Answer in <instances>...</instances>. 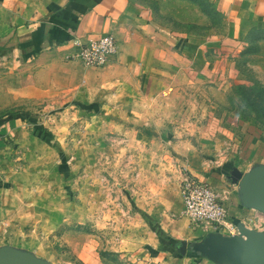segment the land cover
<instances>
[{"label":"rangeland","instance_id":"1","mask_svg":"<svg viewBox=\"0 0 264 264\" xmlns=\"http://www.w3.org/2000/svg\"><path fill=\"white\" fill-rule=\"evenodd\" d=\"M130 3L143 15L109 33L101 68L0 62V264L236 263L180 187L218 193L201 175L234 179L238 144L264 139L245 98L264 87V29L231 41L209 0Z\"/></svg>","mask_w":264,"mask_h":264},{"label":"crops","instance_id":"2","mask_svg":"<svg viewBox=\"0 0 264 264\" xmlns=\"http://www.w3.org/2000/svg\"><path fill=\"white\" fill-rule=\"evenodd\" d=\"M209 1L227 18L231 41L264 29V0ZM141 15L130 0H0V62L10 65L48 54L65 57L74 52L75 42L119 32L139 22ZM235 164L241 174L233 172L234 179H226L228 172L200 177L217 189L229 215L227 229L208 226V236L217 243L247 244L249 253L235 264H264L259 251L264 246V139L244 138Z\"/></svg>","mask_w":264,"mask_h":264},{"label":"built area","instance_id":"3","mask_svg":"<svg viewBox=\"0 0 264 264\" xmlns=\"http://www.w3.org/2000/svg\"><path fill=\"white\" fill-rule=\"evenodd\" d=\"M72 57L89 68H101L117 53L118 45L111 34L82 44L75 42ZM183 216L191 223L212 224L227 229L228 210L219 194L208 184L185 179L180 187ZM232 235V234H230Z\"/></svg>","mask_w":264,"mask_h":264},{"label":"trees","instance_id":"4","mask_svg":"<svg viewBox=\"0 0 264 264\" xmlns=\"http://www.w3.org/2000/svg\"><path fill=\"white\" fill-rule=\"evenodd\" d=\"M261 40V39H260ZM250 95L245 96L248 100L249 105L252 107L253 112L256 115L264 118V87L255 83V88H250ZM52 135L49 133L42 132L40 139L42 142L49 143Z\"/></svg>","mask_w":264,"mask_h":264},{"label":"water","instance_id":"5","mask_svg":"<svg viewBox=\"0 0 264 264\" xmlns=\"http://www.w3.org/2000/svg\"><path fill=\"white\" fill-rule=\"evenodd\" d=\"M242 240L230 241L228 243H224L220 246V253L231 261L238 262L240 261L246 254H248V246L244 244ZM186 249V245H182V251ZM259 251L264 253V246L259 248ZM256 256V255H255ZM255 258L254 256H250ZM250 259V258H247Z\"/></svg>","mask_w":264,"mask_h":264}]
</instances>
